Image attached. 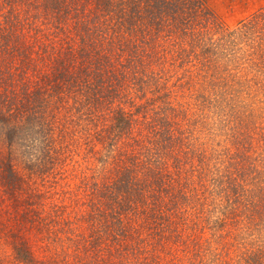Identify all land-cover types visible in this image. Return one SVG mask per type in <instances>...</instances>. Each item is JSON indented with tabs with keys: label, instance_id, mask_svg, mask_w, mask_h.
<instances>
[{
	"label": "trees",
	"instance_id": "1",
	"mask_svg": "<svg viewBox=\"0 0 264 264\" xmlns=\"http://www.w3.org/2000/svg\"><path fill=\"white\" fill-rule=\"evenodd\" d=\"M18 1L23 8L7 15L17 22L0 21V49L6 46L4 53H10L0 62L26 78L18 92L12 88V97L1 100L0 132L13 140L16 130L32 132L40 119L46 125L37 108H42L44 95H53L52 108L63 112V118L47 121L43 133L55 134L59 141L80 132L103 143L105 153H97L88 178L103 182L108 176L117 178L113 183L129 196L128 218L136 217V226L126 228L135 250L143 254V248L137 249L143 234L150 236V243L172 238L174 243H189L191 250L198 239L184 236L185 226L191 220L196 223L187 215L203 218L201 229H209L216 239L229 234L226 238L234 243H258L260 237L264 243V223L256 221L260 216L264 222V147L259 145L264 144V7L255 15L256 23L241 22L230 31L205 0H86L94 3V22L102 21L90 26L87 16L94 12H86L81 0ZM70 21L75 25L68 30ZM77 25L86 34L79 41L70 33L80 34ZM48 29L60 39L51 51L39 39V32ZM126 32L136 35L137 42L125 40ZM143 46L150 54L139 53ZM138 53L151 64L140 68ZM40 58L51 64L49 72L35 71ZM44 82L50 87H41ZM12 117L17 124L11 123ZM220 125L222 132L217 131ZM253 131L262 138L254 139ZM170 159L179 168L189 167L173 177ZM7 174L2 183L18 190L23 180H14L13 171ZM102 205L94 203L86 211L92 234L106 227ZM126 206L120 202L117 210ZM31 210L34 228H45L46 236H51L50 220ZM86 214L78 218L81 233ZM230 224L233 229H228ZM76 247L64 245L57 264H69ZM82 250L89 254V249ZM160 250L163 260L146 253L136 264H183L168 245ZM15 252L16 261L38 264L26 243ZM250 253L244 264H264L253 250ZM218 254L212 243L198 244L194 262L187 264H223Z\"/></svg>",
	"mask_w": 264,
	"mask_h": 264
},
{
	"label": "rangeland",
	"instance_id": "2",
	"mask_svg": "<svg viewBox=\"0 0 264 264\" xmlns=\"http://www.w3.org/2000/svg\"><path fill=\"white\" fill-rule=\"evenodd\" d=\"M9 1L0 0V21L3 23L2 25H6L8 20L17 22L14 18H7L9 10L23 8V2L18 0ZM205 1L214 12L218 22L223 23L224 27L230 29V31L241 22L256 23L255 15L262 11L261 8L264 7V0ZM79 5L86 6L88 8V10L86 8V12H94V15L90 14L87 16L89 26L93 23L102 22L101 20L94 22L96 11H93L95 8L93 2L89 5L86 0H81ZM261 24L262 22L257 23V26L259 27ZM74 25V22L70 21L69 26H67L68 30L72 29ZM78 28L81 31L80 34L74 33V30H71L70 33L72 34V39L76 38L79 41L81 34L85 38L86 34L81 30L82 27L78 26ZM252 29L257 32L259 31L256 26ZM23 31L25 36L29 34L27 28H23ZM32 32H35V30ZM46 33L49 35V38L46 37ZM39 34V39L44 41L42 44L46 43L48 45L45 46L48 47V51L53 50V47L58 48L60 39L55 38L57 36H54L53 29L52 31L48 29L46 32H39ZM126 39H133L136 43L138 37L136 35H129L126 32ZM251 40H255L254 36H251ZM4 46L5 44L2 47L4 48ZM5 48L0 49V61L4 60L3 57H9L8 54L10 55L9 52L4 53ZM144 48L145 46H143L139 53L144 55L147 52L150 54V50L144 51ZM124 51L126 53L127 49L122 52ZM16 52V50L13 51L15 55H17ZM139 53L136 56L139 57L137 59L140 68L144 65L143 63L151 64L148 61L149 59L141 57L142 54L139 55ZM151 55L154 57V52ZM4 62H0V105L4 97H12V88L18 92L19 86H23L24 83L22 79L26 78V76H22L13 68L9 69L5 67L6 63L3 64ZM50 65L46 62L43 64L41 58L37 59L35 71L38 73L49 72L50 68L48 67ZM166 67L169 69L168 65ZM27 82L33 86L31 80L29 81L28 79ZM40 86L50 87L47 82L40 84ZM179 94L180 92H177L175 96L173 95V98L177 99ZM44 97L45 100H43L42 108H37V114L42 115L46 119V125L44 124V119L42 121L40 119V123L34 125L32 132L31 129L18 132L16 130L13 134V140H10L5 135V131L0 132V264H23L15 260V250L18 246L24 245V243L27 244L34 257L37 258L38 264H57L59 256L65 253L63 246H66L67 243L77 245L75 253L74 251L72 252L69 264H95L96 261L103 262L104 264H120V260L136 264L138 257L140 259L144 258V254L146 253L147 255L153 254L154 259L159 261V259L163 260L164 258V254H161L162 250L160 248L165 245H168L173 252H176L175 255L181 258L177 261L187 264V261L188 263L191 260L194 262L192 255H196L197 245L202 243H212L216 247L219 253V260L223 264H236L238 261H240L239 264H244V259L246 262L252 250L256 253V257L259 260H264L262 254L264 253L263 237L259 238L258 243H234L231 239L226 238L229 234H226L224 238L219 237L216 239L209 229L208 232L201 229L205 225V221L203 218L199 220L197 215H193V217L187 215L186 217L188 220L194 219L196 222L194 225L191 220L185 226L186 231L184 236L198 239L194 243H191V250L188 247L190 246L189 243H174L172 238L166 243H150V236H144L143 234L142 242L137 243V249L140 246L146 253L143 254L140 251H136L134 247L136 245L134 243L135 240L131 238L130 231L126 228L129 224L136 226V217L133 216V219L128 218V215L132 213H130L131 209L128 206L129 196H124L126 191L123 187L117 188L116 183H113L117 178L108 176L104 182L92 178V176L88 178V175L91 174L89 172L91 165H95V162H97L95 160L97 153L100 150L105 153L102 148L103 143L97 140L92 141L90 140L91 134L82 135L80 132L76 133L75 137L69 136V138L65 137L62 139L59 137V141L55 134L43 133V129L45 131L43 127L47 126V121H51L54 116L58 120L63 118V112L55 109V106L52 108V104L54 103L52 100L55 97L53 95L48 97L44 95ZM173 98L171 97L172 101ZM179 99L183 100L181 97ZM5 116L7 117V114ZM10 120L13 125L14 123L17 124V119L12 117ZM223 130L224 128L220 125L217 131L222 132ZM93 131L98 132L94 129L91 132ZM252 133L254 139L262 138L256 132L253 131ZM64 143L69 144L70 147L65 148ZM259 145L264 147L262 141H260ZM124 147L127 148V145L124 144ZM10 165L12 169H7ZM168 166L173 177H176L175 174L179 169L185 170L189 167L181 166L179 168L173 164L171 159ZM190 169L193 168L190 167ZM7 171V177L10 171H13L12 178L14 180H23L18 190L12 191L2 183V178H5ZM119 183L120 179H118L117 184ZM102 185L104 189L101 192ZM99 202L103 203L102 208H104L107 217L106 227H102V230L98 231L97 234H92L86 224L89 221L88 226H92V220L87 219L90 214H86V211H90L92 204ZM120 202L123 205L127 204V206L124 208L122 206L121 211H118V203ZM31 209L39 212L41 217L44 214L50 220H47L49 222L48 226H51V231L54 233L48 236L49 239L44 231L46 230L45 228L43 230L34 228V225L36 226L33 220L35 215L31 214ZM85 214V219L87 220L84 219L81 223V233L78 218L80 215ZM166 214L168 215L169 212ZM114 217H120V219L117 220ZM257 219L258 223H264L260 221V219L262 220L260 216ZM227 227L228 229H233L231 224ZM249 229L244 230V233L252 230L251 228ZM202 231L204 232L202 233ZM208 236L209 240L206 241ZM144 239L145 242H143ZM235 244L239 245L240 249H237ZM242 244L248 246L244 247ZM128 247H132V250L129 251ZM82 248L89 249V254L82 250ZM241 252H244V256L243 254L238 256ZM229 255L230 258H223Z\"/></svg>",
	"mask_w": 264,
	"mask_h": 264
}]
</instances>
